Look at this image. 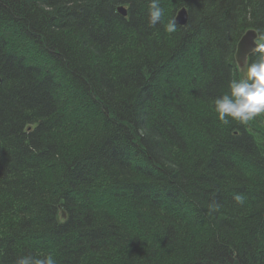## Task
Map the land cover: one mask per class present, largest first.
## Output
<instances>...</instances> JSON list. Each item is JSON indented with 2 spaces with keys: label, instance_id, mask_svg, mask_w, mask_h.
<instances>
[{
  "label": "trees",
  "instance_id": "obj_1",
  "mask_svg": "<svg viewBox=\"0 0 264 264\" xmlns=\"http://www.w3.org/2000/svg\"><path fill=\"white\" fill-rule=\"evenodd\" d=\"M149 4L0 0V264H264V115L214 109L264 0Z\"/></svg>",
  "mask_w": 264,
  "mask_h": 264
},
{
  "label": "clouds",
  "instance_id": "obj_2",
  "mask_svg": "<svg viewBox=\"0 0 264 264\" xmlns=\"http://www.w3.org/2000/svg\"><path fill=\"white\" fill-rule=\"evenodd\" d=\"M164 9L161 0H150L148 23L156 26L162 23ZM175 20L165 26L169 34L176 32ZM253 52L256 59L246 67L244 75L228 83V91L214 100V109L220 121L229 120L246 124L258 116L264 115V34L254 42ZM235 201L242 203L237 195ZM214 210V209H213ZM16 264H56L53 255L34 256L31 254L19 257Z\"/></svg>",
  "mask_w": 264,
  "mask_h": 264
},
{
  "label": "water",
  "instance_id": "obj_3",
  "mask_svg": "<svg viewBox=\"0 0 264 264\" xmlns=\"http://www.w3.org/2000/svg\"><path fill=\"white\" fill-rule=\"evenodd\" d=\"M118 10L126 15L127 10L124 6H120ZM189 14L186 7H182L176 14V22L184 25L188 22ZM258 38V32L255 29H248L238 42L236 50V61L239 67H244L247 64L250 53L253 52L254 42ZM1 81V78H0Z\"/></svg>",
  "mask_w": 264,
  "mask_h": 264
},
{
  "label": "rangeland",
  "instance_id": "obj_4",
  "mask_svg": "<svg viewBox=\"0 0 264 264\" xmlns=\"http://www.w3.org/2000/svg\"><path fill=\"white\" fill-rule=\"evenodd\" d=\"M243 70V69H242ZM244 73H245V71H244Z\"/></svg>",
  "mask_w": 264,
  "mask_h": 264
}]
</instances>
